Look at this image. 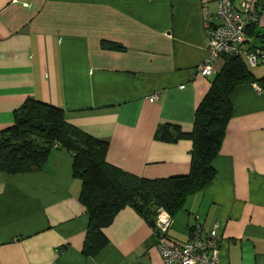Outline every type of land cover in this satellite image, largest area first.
<instances>
[{
	"label": "crops",
	"instance_id": "1",
	"mask_svg": "<svg viewBox=\"0 0 264 264\" xmlns=\"http://www.w3.org/2000/svg\"><path fill=\"white\" fill-rule=\"evenodd\" d=\"M217 0H0V132L27 99L58 107L65 121L108 143L106 162L145 180L186 176L192 141L163 142L161 124L191 133L215 74L203 6ZM241 0H232L238 7ZM255 33L264 43V0ZM230 94L232 118L212 162L213 180L172 217L171 242L185 244L195 217L217 226L219 264H264V65ZM158 98L151 101V96ZM73 157L54 149L41 169L0 174V264H162L156 235L126 207L103 229L104 247L85 257L89 217Z\"/></svg>",
	"mask_w": 264,
	"mask_h": 264
},
{
	"label": "trees",
	"instance_id": "2",
	"mask_svg": "<svg viewBox=\"0 0 264 264\" xmlns=\"http://www.w3.org/2000/svg\"><path fill=\"white\" fill-rule=\"evenodd\" d=\"M255 26L247 28L253 46L262 37L255 33ZM256 81L244 60L229 58L196 108L191 133L171 124L157 128L155 137L163 142L191 139L190 169L186 176L145 180L124 172L106 162L107 142L68 124L62 109L32 99H27L13 113L12 126L0 132V174L39 170L54 149L70 153L73 176L81 182L79 200L89 217L81 252L85 257H95L105 244L103 229L112 224L122 209H135L154 229L158 209L173 217L188 196L203 190L213 180L212 162L221 150L232 118L230 94L236 87ZM135 200H139L140 209Z\"/></svg>",
	"mask_w": 264,
	"mask_h": 264
},
{
	"label": "built area",
	"instance_id": "3",
	"mask_svg": "<svg viewBox=\"0 0 264 264\" xmlns=\"http://www.w3.org/2000/svg\"><path fill=\"white\" fill-rule=\"evenodd\" d=\"M259 0H241L234 7L232 0H217L215 11L203 6V29L207 39V55L197 67V73L203 77L215 74L214 62L222 59L240 58L248 68L264 65V43L252 45L247 34L250 25H257L256 5ZM151 96L150 100H157ZM172 226V217L164 209H158L154 220L156 250L162 264H219L221 239L217 226L205 231L203 224L195 217L189 240L185 244L170 241L168 232Z\"/></svg>",
	"mask_w": 264,
	"mask_h": 264
},
{
	"label": "water",
	"instance_id": "4",
	"mask_svg": "<svg viewBox=\"0 0 264 264\" xmlns=\"http://www.w3.org/2000/svg\"><path fill=\"white\" fill-rule=\"evenodd\" d=\"M140 194V193H139ZM134 204L137 205V208L140 209L141 208V205L139 204V200H135L134 201Z\"/></svg>",
	"mask_w": 264,
	"mask_h": 264
}]
</instances>
